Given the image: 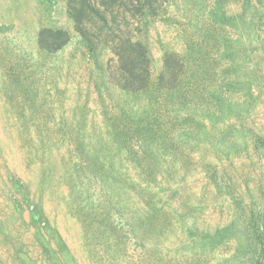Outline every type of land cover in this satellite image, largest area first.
Listing matches in <instances>:
<instances>
[{"label": "rangeland", "instance_id": "rangeland-1", "mask_svg": "<svg viewBox=\"0 0 264 264\" xmlns=\"http://www.w3.org/2000/svg\"><path fill=\"white\" fill-rule=\"evenodd\" d=\"M244 1L221 0L226 23H214L209 12L218 0H160V15L136 24L154 74L166 51H210L207 65L215 57L216 31L237 36L257 27L264 0H251L257 6L251 11ZM43 27L65 28L72 39L48 53L38 42ZM80 38L68 0H0V264H51L47 249H57L46 228L38 234L33 202L19 196L20 184L77 264H217L230 257L234 239L213 249L191 228L215 233L233 223L237 206L249 211L264 203V150L251 136L264 138V89H256L248 114L217 125L206 121L212 140L186 144L169 137L165 151L138 158L113 144L70 148L62 132L100 137L118 127L104 116H117L118 109L108 106L111 97L98 85L112 52L104 48L94 57ZM251 59L264 73V48H255ZM111 92L130 118L148 100L145 94ZM233 128H246L249 147L224 154L217 140ZM139 160L166 164L165 194L155 191L160 177L134 169Z\"/></svg>", "mask_w": 264, "mask_h": 264}, {"label": "trees", "instance_id": "trees-1", "mask_svg": "<svg viewBox=\"0 0 264 264\" xmlns=\"http://www.w3.org/2000/svg\"><path fill=\"white\" fill-rule=\"evenodd\" d=\"M220 1L209 12L214 23H226L227 16ZM244 5L247 11L257 7L251 0H245ZM162 6L160 0H68L69 15L88 53L98 57L101 49L109 48L112 52L98 85L111 97L108 106L112 110L118 109L117 116H109L108 111L104 115L108 123L118 127L100 137L88 132H62L70 148L99 142L103 149L113 144L130 156H148L153 150L165 151L169 137L186 144L212 140L206 121L217 125L231 116L242 117L254 107L256 89H264V73L253 64L251 54L257 47L264 48V11L255 24L258 26H251L248 34L241 32L233 36L215 29L217 33L212 45L217 49L210 64H205L210 51L203 52L196 47H191L188 53L171 50L164 53L163 67L155 75L149 47L139 37L136 24L146 18L158 17ZM227 22L233 23L232 19ZM246 26L247 20L243 28ZM253 28H259L261 32L257 34ZM71 39L70 31L65 28L43 27L38 42L48 53H57ZM111 89L133 96L148 95L147 103L137 116L130 118L127 110L113 99ZM251 134L255 147L264 150V138L257 133ZM217 141V148L224 154L240 153L249 147L246 128L226 130ZM150 161L139 160L134 169L160 177L155 191L165 194L166 164ZM7 175L13 180L9 170ZM96 176L100 177L99 174ZM107 185L110 187L109 182ZM16 186L22 199L33 202L31 221L40 226L38 234L46 228L49 237L56 242V250L51 246L47 249L48 261L51 264H77L62 235L41 213L26 184ZM237 213L232 224L215 233L192 228L191 232L213 249L227 238L236 241L232 255L217 264H264V203L249 211L237 206Z\"/></svg>", "mask_w": 264, "mask_h": 264}]
</instances>
